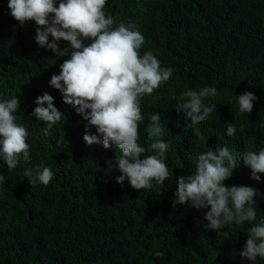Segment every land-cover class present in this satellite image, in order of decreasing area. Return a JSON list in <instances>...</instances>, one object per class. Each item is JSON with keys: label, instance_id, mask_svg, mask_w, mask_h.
<instances>
[{"label": "trees", "instance_id": "16d2710c", "mask_svg": "<svg viewBox=\"0 0 264 264\" xmlns=\"http://www.w3.org/2000/svg\"><path fill=\"white\" fill-rule=\"evenodd\" d=\"M104 10L116 25L134 24L141 32V55L151 51L161 67L173 69L171 79L141 98L138 141L144 156L156 154L147 127L151 115L159 114L169 144V177L141 190L127 179L123 186L116 182L120 173L106 164L119 155L115 146L87 145L83 135L95 128H86L87 121L49 84L68 57L41 48L36 23L21 26L8 0H0V100L21 101L16 122L29 133L31 155L13 170L0 160V264H250L239 256L247 222L217 235L204 228L206 209L173 208L172 200L175 177L194 171L202 152L225 145L234 153L264 148V0H107ZM59 43L63 49L69 42ZM204 87L217 89L204 99L215 110L209 120L189 126L174 107L185 90ZM244 91L258 98L251 113L239 112L236 95ZM45 92L66 117L47 135L32 116L34 101ZM229 124L237 128L235 136L227 135ZM45 166L54 174L50 183L31 186L24 170ZM259 175V182L251 178L241 160L225 181L258 190L257 221L264 217V173Z\"/></svg>", "mask_w": 264, "mask_h": 264}, {"label": "clouds", "instance_id": "9594fccd", "mask_svg": "<svg viewBox=\"0 0 264 264\" xmlns=\"http://www.w3.org/2000/svg\"><path fill=\"white\" fill-rule=\"evenodd\" d=\"M107 0H8L11 16L23 26L34 21L35 42L56 57H68L60 64L58 74L53 73L49 84L59 90L63 103L70 106L87 121L86 128L94 127L95 133L85 131L87 145H102L105 149L115 146V158L106 161L107 169L120 173L116 182L123 186L130 183L135 190L150 189L152 181L163 184L169 177L165 163L169 144L162 139L164 125L159 114H152L147 127L153 139L154 155L144 156L146 149L140 140V124L144 121L140 101L152 95L161 84L171 79L173 69L161 67L160 60L151 51L141 55L144 36L134 24H115L114 18L105 13ZM49 36L52 37L49 40ZM60 41L69 42L60 47ZM13 41H8V46ZM53 64L56 63L53 60ZM217 94L214 87L185 90L177 101V114L183 113L189 126L209 120L215 105H205L204 99ZM239 112L251 113L253 101L258 98L251 91L236 95ZM32 112L35 119L45 125V135L65 115L54 104V97L45 92L36 98ZM47 105V106H45ZM21 109L17 96L0 100V160L8 170L21 162H30L29 135L26 127L18 124L15 113ZM243 132V128L240 129ZM237 128L229 124L226 133L235 136ZM143 156V158H142ZM251 169V178L261 181L264 173V148L257 151L234 153L228 146L198 155L194 171L175 177L177 188L172 206L189 205L197 210L206 209L205 230L218 234L228 225L250 226L247 239L239 252L241 259L256 264L264 258V217L257 221L256 200L258 190L253 186L226 185L239 161ZM49 167L26 168L24 176L31 186H47L53 178ZM4 176L0 174V182ZM154 255L160 257L162 252Z\"/></svg>", "mask_w": 264, "mask_h": 264}]
</instances>
